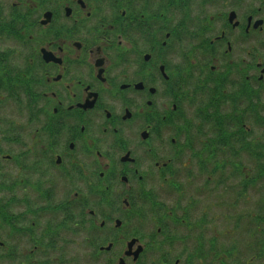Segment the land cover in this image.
Returning a JSON list of instances; mask_svg holds the SVG:
<instances>
[{"label": "flooded vegetation", "instance_id": "af4514ba", "mask_svg": "<svg viewBox=\"0 0 264 264\" xmlns=\"http://www.w3.org/2000/svg\"><path fill=\"white\" fill-rule=\"evenodd\" d=\"M0 43V105L25 100L0 264H223L264 239V0H0Z\"/></svg>", "mask_w": 264, "mask_h": 264}, {"label": "rangeland", "instance_id": "374dc122", "mask_svg": "<svg viewBox=\"0 0 264 264\" xmlns=\"http://www.w3.org/2000/svg\"><path fill=\"white\" fill-rule=\"evenodd\" d=\"M8 45H10V44H1L0 43V49H2V48L4 49V48L8 47ZM14 47H15V49H18L20 52L23 51V49L20 47H16V46H14ZM21 54H25V53L22 52ZM17 106L18 105L14 101L12 103H9V105H7V106L0 105V120L3 121V123H1L2 121L0 122V135L9 134L10 131L8 130V128L10 127V121H14V126H13L14 132H12L10 134L24 136L22 138L23 141H21V142L7 143L6 146H8V149H9L7 152L8 153H14V154H16L18 152H25V109L22 108L23 106H21V108L19 106L17 108ZM24 156H22V159ZM257 197H258V195H257V192L255 191L254 195L249 196V198L247 197V199H249L251 201V200H255ZM19 210H21V209H19ZM231 226H232L231 223H229L225 228L224 227L223 228L226 229L227 227L229 228ZM228 239L229 238H226V240L223 241V243L225 245L229 244L228 242L231 241ZM73 250H74V248L72 250L70 249L67 255L69 256L70 251L73 252ZM256 253L257 252H254V251L251 252L249 250L248 251L246 250L243 255H240V257L245 262L251 263L252 259H255L253 261V264H264V256L262 255L261 257H259ZM83 254H84V252H83ZM76 255L78 256V259H81L80 255H78V254H76ZM254 256H256V258H254ZM72 257H73V254H72ZM20 259H21V256H19V255L15 256L14 264H17L18 261L21 262ZM77 262H79V261H77ZM80 262H85V255H83V259L80 260ZM99 262H102L101 264H105L106 261L100 260ZM94 264H96V263H94Z\"/></svg>", "mask_w": 264, "mask_h": 264}, {"label": "trees", "instance_id": "16d2710c", "mask_svg": "<svg viewBox=\"0 0 264 264\" xmlns=\"http://www.w3.org/2000/svg\"><path fill=\"white\" fill-rule=\"evenodd\" d=\"M23 91L25 93V88H23ZM20 94H21L20 91L17 88H15L12 91V98H13L14 102L18 101L17 104L20 108H21V106H23L22 108L25 109V103H24V105H22V102H25V100L24 101L19 100V98H21ZM18 106H17V108H18ZM1 123H3V121ZM13 126H14V121H10V127L8 128L10 133L14 132ZM10 135H13V134H10ZM253 244H254L253 248H252L251 244L247 245V247H244L245 251L249 250L251 252H253V251L257 252L256 254H258V256L261 257L263 255V251H264V239L253 240ZM235 246H237V245L233 244V242H232L229 247L233 248ZM232 248L229 249L227 254H223V253L220 254L222 257V263L223 264H243V263H245V261H243L242 258L240 257V251H238V249H236V248L233 250Z\"/></svg>", "mask_w": 264, "mask_h": 264}]
</instances>
